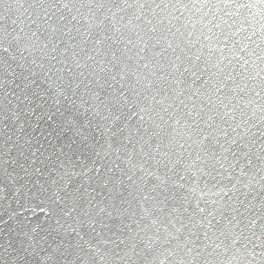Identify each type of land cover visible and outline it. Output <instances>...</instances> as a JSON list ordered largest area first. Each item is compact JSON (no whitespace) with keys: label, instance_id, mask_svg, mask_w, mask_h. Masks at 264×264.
I'll use <instances>...</instances> for the list:
<instances>
[{"label":"snow or ice","instance_id":"1","mask_svg":"<svg viewBox=\"0 0 264 264\" xmlns=\"http://www.w3.org/2000/svg\"><path fill=\"white\" fill-rule=\"evenodd\" d=\"M0 6V264H264V0Z\"/></svg>","mask_w":264,"mask_h":264},{"label":"water","instance_id":"2","mask_svg":"<svg viewBox=\"0 0 264 264\" xmlns=\"http://www.w3.org/2000/svg\"><path fill=\"white\" fill-rule=\"evenodd\" d=\"M4 11V8L2 6H0V14H2ZM19 15V13H16L14 11H10L7 13V18L4 21V25L6 28H8L9 30L14 27L12 25H10L11 19H15L16 16ZM25 25H27V21H25ZM23 27V25H22ZM21 35H23V33H21ZM73 35H75V33H73ZM25 55H27V53H25ZM90 63V62H89ZM19 71V69H18ZM53 114H55L54 110H53ZM63 116L61 115H57L56 119L57 122L62 121L63 120ZM34 119V118H33ZM0 127H2V125H0ZM47 129H48V123L47 122H41L39 125L36 126V128L34 129H29V131H31L38 140L44 142L47 141L48 137H47ZM98 137V134H97ZM74 134L72 132H67L65 134H61L58 138L57 137H53V139L51 140V143L55 144L56 141H60L62 142L64 145H69L71 144V140L74 139ZM103 141L102 140H97V142H95V144L93 145L92 141H89L90 145H93L96 150H100V144H102ZM65 151H67V148H65ZM72 152H75L76 157H80L81 160L85 163H89L90 161L88 160V157L92 156V152L89 148H85L83 145L79 146V141H77V145L72 146L71 149ZM85 154H87V156H85ZM71 155V153H70ZM111 158V157H109ZM73 160H75V157L73 158ZM69 168H71V163H69ZM80 170V166L79 164H77L76 166V171L78 172ZM92 188H95V185H92ZM92 188H89V191H92ZM101 197H103V193L100 194ZM20 196V192L17 191L15 193L14 196L9 197L6 200L0 201V217L3 218V220L8 221L7 224H4L3 222H0V235H3L4 233H6L9 229H14V230H18L20 227L24 226L27 229H30L31 227H34L35 225L39 224L41 225V227L43 229H49L50 227H56L55 224V217L49 219L48 216L40 213L39 209L36 208V204L34 203L32 205V209H34V211H29L27 213V216H24L23 214L20 215V217L17 219L15 216H13L12 219H9V216H12V209H17L18 211H20L21 213H23L22 209H19L18 204L15 202L17 197ZM39 202V201H37ZM68 222L69 225L72 224V221L68 218H65ZM99 227V226H97ZM41 235H44V232L40 233ZM63 234V233H62ZM64 239L67 240L69 239V237L67 235L64 236ZM4 259H7L6 257H4ZM18 264H22V262H18Z\"/></svg>","mask_w":264,"mask_h":264}]
</instances>
